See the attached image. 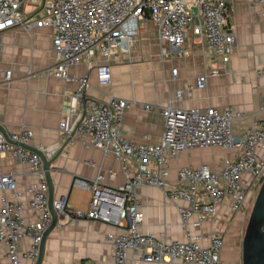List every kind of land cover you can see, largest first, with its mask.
<instances>
[{
    "label": "built area",
    "instance_id": "1",
    "mask_svg": "<svg viewBox=\"0 0 264 264\" xmlns=\"http://www.w3.org/2000/svg\"><path fill=\"white\" fill-rule=\"evenodd\" d=\"M28 0H0V46L4 32L21 28L29 32L34 28L50 27L53 32L51 49L54 66L44 75L69 81L70 68L79 64L93 67L97 54L103 65L96 67L100 85H110L111 59L128 57L135 47L139 26L149 20L156 29V40L169 46L171 55L187 56L185 47L188 32L203 45L204 52L224 68L235 48V36L227 29V5L231 0H40L38 17L27 16L24 9ZM264 13V0L258 1ZM212 69L196 76V89H204L207 77L218 76ZM172 78L176 70H171ZM12 70L0 67V84H10ZM77 88L69 97L63 111L64 120L58 126L61 144L74 143L80 137L88 139L92 148L111 154L123 168L125 183L111 188L98 175L91 181L73 179L72 186L90 193L85 211H69L68 199L61 196L53 201V210L60 221H90L114 228L122 233L108 235L112 252L110 264H126L128 253L138 252L143 264H223L220 259L224 247L223 231L214 225L223 221L219 209L225 207L228 217H248L252 200L264 180V120L251 115V125L234 134L232 122L247 116L239 111L178 109L170 102L159 109L163 119V135L158 144L136 145L122 135L124 111L129 103L115 97L106 102H94L85 98L90 88L88 77L78 78ZM192 88H189L190 91ZM179 102L181 91L175 94ZM80 104L79 109L69 101ZM143 109L150 110L149 105ZM264 113V100L259 108ZM33 133L21 129L8 134L0 132V156L9 154L21 165L32 167L38 185L30 191L28 209L37 219L27 222L24 209L16 200L9 201L7 193L16 187L14 177L0 171V244L4 246L8 264H33L39 254L44 232L49 228L51 216L48 210V187L39 157L29 146ZM220 148L233 152L224 159L218 171L207 165L197 168L181 167L175 181L169 177L168 161L181 152ZM42 155V146L35 148ZM131 166L134 172L128 175ZM113 173L108 174L112 180ZM152 187L175 206L179 226L185 235L183 242L167 240L154 234L139 231L144 215L139 211L136 191ZM208 226L206 236L191 234L189 227ZM206 237L207 244L201 241ZM30 241L27 252L21 254L19 243Z\"/></svg>",
    "mask_w": 264,
    "mask_h": 264
},
{
    "label": "crops",
    "instance_id": "2",
    "mask_svg": "<svg viewBox=\"0 0 264 264\" xmlns=\"http://www.w3.org/2000/svg\"><path fill=\"white\" fill-rule=\"evenodd\" d=\"M258 1L231 0L227 5L226 27L233 32L236 45L224 68L204 52L203 45L191 32H188L185 42L189 54L171 55L168 45L159 46L156 29L146 20L139 26L130 55L117 56L108 63L110 85H100L97 80L96 67L103 65L97 54L91 69L83 64L70 68L69 81L44 75L47 68L54 66L52 29L34 28L26 33L21 28H11L1 37L0 67L12 70V80L10 84H0V127L7 135L21 129L30 130L33 137L29 147L35 149L42 146L45 149L43 156L51 162L53 199L66 196L69 211H85L90 193L74 188V178L91 181L101 175L105 185L111 188L126 181L121 164L111 154L92 148L87 138H76L71 145L61 144L58 126L64 120L62 114L67 106L66 96L69 97L77 88L76 80L85 75L88 77L90 88L85 94L88 100L106 102L109 97H115L129 103V108L123 113L121 131L124 138L136 145L160 142L164 129L159 109L169 102L178 109L214 108L242 112L247 117L232 122L234 134H239L251 125V115L264 120V113L259 112L264 100V13ZM40 8V0H28L24 14L37 18ZM172 69L176 70L175 78L171 76ZM212 69H217L219 75L208 76L206 87L195 89L196 76L208 75ZM189 88L192 89L189 91ZM177 91L183 95L179 102L174 96ZM69 103L76 109L80 107L75 100ZM146 105L151 109L145 111L143 106ZM232 155V151L216 147L183 151L168 161V179L174 182L181 167L207 165L211 170L218 171L223 160ZM134 169L131 166L129 176ZM0 171L13 175L16 184L14 192L7 193L8 200L15 202L17 195L16 200L24 209V219L27 222L36 220V215L28 209L29 191L39 184L32 167L21 165L6 154L0 156ZM110 172L114 175L112 180L108 179ZM136 197L139 211L144 215L139 231L165 238L166 241L185 240L175 206L157 189L139 188ZM219 212L223 221L216 223L214 228L223 231L224 236L228 227L242 217L234 215L229 218L225 207H221ZM189 230L193 235L206 236L209 229L207 225L200 228L190 225ZM122 232L120 227L100 222L60 221L49 232L41 264H110L112 248L108 235ZM29 244L28 239L20 241L21 254L27 252ZM201 244H207L206 237ZM5 253L4 246L0 244V264H8ZM139 258L138 252H130L126 264H143L138 261ZM220 259L223 264H239L223 249Z\"/></svg>",
    "mask_w": 264,
    "mask_h": 264
},
{
    "label": "water",
    "instance_id": "3",
    "mask_svg": "<svg viewBox=\"0 0 264 264\" xmlns=\"http://www.w3.org/2000/svg\"><path fill=\"white\" fill-rule=\"evenodd\" d=\"M0 132L7 139V134L0 127ZM27 150H31L35 153L43 166L44 169V180L47 183L48 193V210L51 216V223L49 228L44 232L42 240L39 245V254L34 264H41L44 258V246L49 236V232L57 225L58 217L55 215L53 210V196L52 189L53 185L50 178V161H46L45 157L37 150L29 147L22 146ZM241 253L240 262L241 264H264V180L261 183L259 189L256 192L253 204L250 208V214L245 226V231L241 240Z\"/></svg>",
    "mask_w": 264,
    "mask_h": 264
},
{
    "label": "rangeland",
    "instance_id": "4",
    "mask_svg": "<svg viewBox=\"0 0 264 264\" xmlns=\"http://www.w3.org/2000/svg\"><path fill=\"white\" fill-rule=\"evenodd\" d=\"M254 199L251 202L253 204ZM250 206V207H251ZM250 214V212H249ZM248 217L241 219L240 221H234L224 234L223 241V252L229 257L232 256L235 258V261L241 264L240 262V253H241V240L245 231V226L247 223Z\"/></svg>",
    "mask_w": 264,
    "mask_h": 264
},
{
    "label": "trees",
    "instance_id": "5",
    "mask_svg": "<svg viewBox=\"0 0 264 264\" xmlns=\"http://www.w3.org/2000/svg\"><path fill=\"white\" fill-rule=\"evenodd\" d=\"M248 217H249V215H248Z\"/></svg>",
    "mask_w": 264,
    "mask_h": 264
}]
</instances>
